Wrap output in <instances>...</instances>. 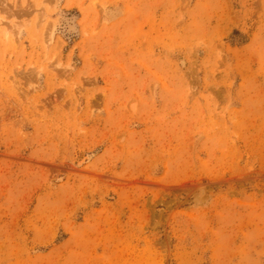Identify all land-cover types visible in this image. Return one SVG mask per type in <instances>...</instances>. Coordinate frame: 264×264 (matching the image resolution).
<instances>
[{"label": "rangeland", "instance_id": "1", "mask_svg": "<svg viewBox=\"0 0 264 264\" xmlns=\"http://www.w3.org/2000/svg\"><path fill=\"white\" fill-rule=\"evenodd\" d=\"M0 264H264V0H0Z\"/></svg>", "mask_w": 264, "mask_h": 264}]
</instances>
